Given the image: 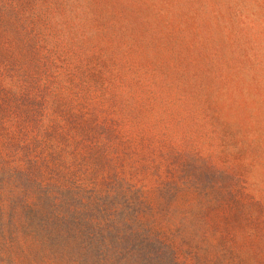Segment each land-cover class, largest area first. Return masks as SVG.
Returning a JSON list of instances; mask_svg holds the SVG:
<instances>
[{
    "label": "rangeland",
    "instance_id": "rangeland-1",
    "mask_svg": "<svg viewBox=\"0 0 264 264\" xmlns=\"http://www.w3.org/2000/svg\"><path fill=\"white\" fill-rule=\"evenodd\" d=\"M0 264H264V0H0Z\"/></svg>",
    "mask_w": 264,
    "mask_h": 264
}]
</instances>
